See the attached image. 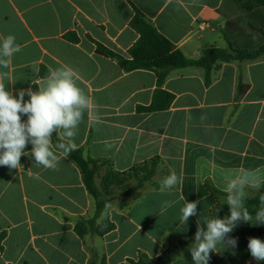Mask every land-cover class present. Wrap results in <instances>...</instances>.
<instances>
[{"label": "crops", "instance_id": "crops-1", "mask_svg": "<svg viewBox=\"0 0 264 264\" xmlns=\"http://www.w3.org/2000/svg\"><path fill=\"white\" fill-rule=\"evenodd\" d=\"M132 5L189 59H199L212 46L229 50L230 45H219L228 40L234 47L256 48L254 27L264 33V7L247 11L238 0H0V41L14 35L21 48L6 69L0 68L8 74L6 90L39 87L43 67L49 74L70 68L89 99L75 138L77 148H84L86 156L109 160L120 172L157 158L160 166L153 182L158 185L170 172L182 178L173 189L147 184L129 206L111 208L113 231L103 237L87 235L83 242L74 227L81 216L88 217L93 201L79 170L53 141L59 170L36 166L29 144L22 166H0V233H7L0 264H89L96 248L107 264H130L139 253L158 258L166 248L178 253L155 262L193 264L188 246L197 217L187 226L179 224L183 200H201L198 212L210 217L216 204L213 190L226 192L228 179L252 170L256 181H264V57L217 63L209 87L202 69H174L163 86L175 95L170 109L138 113V106L152 101L155 73L124 72L115 61L98 55L87 38L128 57L139 39L130 27ZM69 33L79 42L65 39ZM240 76L248 90L237 103ZM202 115L207 119L201 121ZM166 200L176 203L161 213ZM37 211L47 223L36 219ZM54 221L72 235L73 251L51 226ZM217 251L209 264L238 262L239 247L236 255Z\"/></svg>", "mask_w": 264, "mask_h": 264}, {"label": "clouds", "instance_id": "clouds-1", "mask_svg": "<svg viewBox=\"0 0 264 264\" xmlns=\"http://www.w3.org/2000/svg\"><path fill=\"white\" fill-rule=\"evenodd\" d=\"M20 51L14 35L3 37L0 41V68L6 69L10 58ZM7 75L6 71L0 72V166L18 169L22 166L21 156L28 153L25 149L30 144L36 166L58 171L59 157L51 150L53 135L64 141L56 147L66 157L76 150L75 138L89 106L88 97L75 83V73L70 68L51 70L35 91L31 87L15 92L6 90L4 80ZM22 115L27 119L22 120ZM200 119L204 121L207 117L202 115ZM181 184L182 178L175 172H170L162 180V187L167 189ZM261 188H264V181H256L252 170H242L228 179L226 205L229 213L222 218L217 214L218 208L212 217L198 212L199 199L183 200L179 208V224L187 226L190 218L197 217L193 242L188 246L193 264H209L211 253H219L217 249L236 255L238 237L232 235L235 229L241 224L264 225V192H260ZM249 189L259 193V207L254 215L245 207ZM174 203L163 201L160 212H166ZM110 208V204L105 205V214ZM247 250L256 264L264 261V240L261 238L248 237Z\"/></svg>", "mask_w": 264, "mask_h": 264}, {"label": "trees", "instance_id": "trees-1", "mask_svg": "<svg viewBox=\"0 0 264 264\" xmlns=\"http://www.w3.org/2000/svg\"><path fill=\"white\" fill-rule=\"evenodd\" d=\"M255 7H264V0H254ZM134 17L130 22V27L138 35V41L130 48L128 57L123 56L99 41L87 36L88 40L95 45V51L98 55L115 61L124 72H133L137 70L152 71L156 75L157 87L154 91L152 101L148 106H138V113H153L167 111L172 106L175 95L163 88L170 72L174 69H182L194 67L202 69L205 73V85L209 87L212 83V72L217 63H231L255 61L264 57V43L256 48H238L234 47L228 40L230 49H224L216 46L209 47L204 50L199 59H189L184 53L176 48V46L162 35L154 27L147 16L142 13L137 7L132 5ZM65 39L72 43H78L79 38L75 33L65 35ZM44 69V67L42 68ZM39 73L41 78L47 77L49 72ZM38 85H33V90H37ZM248 90V85L243 83L242 77H239V82L236 90L235 101L239 103ZM53 146L57 151L64 152L57 148L56 145L61 141L59 137L53 135ZM65 155V154H64ZM67 158L77 167L81 174L83 185L93 200L95 212L92 217L81 216L75 223L74 231L78 237L84 242L87 235H95L103 237L107 233L115 229V224L110 219V210L113 207V202L116 200L115 189H121V209L129 206L126 198L133 192L142 190L147 184L153 182V178L157 174L160 166V161L155 158L141 164H137L131 169L120 172L113 168L111 162L106 159H94L85 155L84 148H76ZM103 171V174L101 175ZM101 175L100 183L97 178ZM156 189L160 185L154 184ZM253 192L248 195L245 202V207L250 213L255 214L259 207V193L254 189H249ZM264 192V188L260 189ZM216 198L215 206L210 210V217L214 216L216 209L221 218L229 213L226 205V192L213 190ZM110 204L111 208L105 214V205ZM248 227L241 224L232 233L238 237V243L241 240L248 238ZM257 234L260 238H264V225L259 226ZM7 233H0V251H3V240ZM93 257L89 264H96V253L92 251ZM178 252L166 248L165 252L158 258H149L143 253H139L138 259L128 260L130 264H152L155 261H162L173 256ZM101 264H107L106 258L101 260Z\"/></svg>", "mask_w": 264, "mask_h": 264}, {"label": "rangeland", "instance_id": "rangeland-1", "mask_svg": "<svg viewBox=\"0 0 264 264\" xmlns=\"http://www.w3.org/2000/svg\"><path fill=\"white\" fill-rule=\"evenodd\" d=\"M239 3L241 4V6L243 7V9L247 10V11H251L253 9H256L258 7H255L254 5V0H238ZM262 16H264L262 14ZM254 47H260L263 43H264V33L262 32V30L258 29L257 27H254ZM219 45H225V47H228L229 43L227 42H220ZM103 174V171L101 173V175ZM101 175H99V177L97 178L98 183H100L101 180ZM154 184H158L155 182H152L150 184H148V187H154ZM160 187H162L161 184H159ZM122 190L121 189H115V198L116 200L113 202V206L117 205L119 208H121V194ZM253 192L249 191L248 195H251ZM139 195V191L138 192H133L129 197L126 198V201L130 204L132 202H134ZM93 201V200H92ZM95 212V206H94V202L92 203V210L90 212V214L88 215V217H92L94 215ZM37 220H40L41 222H45L47 223L48 221H46V219L39 213V211H37V216H36ZM49 224V223H48ZM51 226H53L58 234H60L61 239L63 241L66 240L65 244H68L69 246H71L70 250H74L73 248H75V242L74 240H72V235L69 234L68 229L63 226L62 224L59 226V223L57 222H51L50 223ZM248 227V237H259L257 234V230L259 228V226H253L250 224H245ZM260 238V237H259ZM96 239V237H94V240ZM262 240H264V238H261ZM247 242H248V238L246 240H241L238 243V247H239V258H238V262L236 264H256V261L254 259H252V257L250 256L248 250H247ZM88 243H91L90 240H88ZM69 249V248H68ZM101 256H102V252L100 248H96V264H101ZM169 261L166 262H154L152 264H168ZM128 264V263H127ZM260 264H264V261H261Z\"/></svg>", "mask_w": 264, "mask_h": 264}]
</instances>
